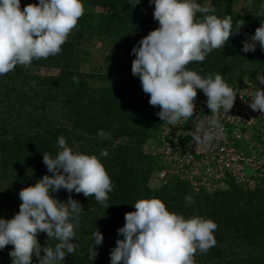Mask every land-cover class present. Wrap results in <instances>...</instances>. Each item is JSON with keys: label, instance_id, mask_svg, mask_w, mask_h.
Instances as JSON below:
<instances>
[{"label": "trees", "instance_id": "obj_1", "mask_svg": "<svg viewBox=\"0 0 264 264\" xmlns=\"http://www.w3.org/2000/svg\"><path fill=\"white\" fill-rule=\"evenodd\" d=\"M98 14L85 12L62 52L47 59L34 60L31 67L17 66L0 76V218L11 219L20 206L19 191L34 185L44 175H52L43 163V153L58 152L63 136L74 151L96 155L104 164L114 185L105 209L94 197H85L61 189L52 195L62 202L71 196L83 207L73 243L78 245L61 264H111L110 252L116 246L118 229L125 224V213L135 211L139 199L156 197L167 209L186 218L199 215L218 224L214 232L217 244L207 254L197 253L196 264H264V178L242 186L232 181L226 190L196 194L194 204H186L189 186L174 180L152 188L153 159L144 146L159 129L158 107L149 104L140 79L131 72L133 47L150 31L159 27L153 19L154 4L142 0H85ZM234 0H196L202 6L224 8ZM38 0H21V8ZM212 14V13H210ZM244 26L224 49H215L201 62L188 65L202 77L221 74L232 87L244 76L264 75V51L243 52V41L254 35L264 22L262 16L231 12ZM202 18L201 14H197ZM91 36L109 40L122 54L119 65L94 74L80 68V47ZM40 68L55 72L41 73ZM78 78L74 82L73 77ZM200 91L199 89L197 92ZM110 133L101 139L99 132ZM108 157H101V150ZM104 237L94 245L93 232ZM46 236V233H40ZM39 234V235H40ZM43 248L48 238H38ZM58 241L50 240V246ZM94 245L98 256L89 260ZM13 246L0 250V264H11ZM41 255H44L41 252ZM33 264H38L35 256Z\"/></svg>", "mask_w": 264, "mask_h": 264}, {"label": "clouds", "instance_id": "obj_2", "mask_svg": "<svg viewBox=\"0 0 264 264\" xmlns=\"http://www.w3.org/2000/svg\"><path fill=\"white\" fill-rule=\"evenodd\" d=\"M141 0H134L135 7ZM154 4L153 19L159 27L144 36L133 47L131 72L140 79L149 104L158 107V117L175 126L181 119L189 121L196 109L197 90L207 97L211 110L209 129L221 127V109L228 113L234 106L236 94L221 74L202 77L188 65L203 62L215 49H224L234 34L244 26V20L223 19L210 13L215 9L202 6L196 0H149ZM85 13L83 0H38L21 8V0H0V76L17 66L31 67L34 60L61 54L62 46ZM202 18H198L197 14ZM242 51L255 52L259 44L264 51V22L246 39ZM264 84V75L257 73ZM78 82L77 77H73ZM250 108L264 113V89L250 95ZM204 122L194 121L192 131L196 144L209 147L215 138L213 131L204 130ZM101 139L110 136L103 130ZM58 152L43 153V163L52 175H44L34 185L19 191V211L11 218H0V250L12 245L11 264H61L75 253V229L79 226L81 203L71 196L66 202L52 194L61 189L85 197H94L105 209L113 191L110 176L96 155L74 151L63 136L58 138ZM101 150V157H108ZM186 204H194L192 196ZM135 211L125 213V224L119 228L116 246L110 252L111 264H196L195 256L217 244L214 232L218 224L199 215L186 218L169 211L161 199L152 197L134 203ZM46 233L48 243L43 248L38 240ZM94 245L103 244V234L93 232ZM58 241L50 246L49 241ZM94 245L89 260L98 256ZM41 252L44 255H41Z\"/></svg>", "mask_w": 264, "mask_h": 264}, {"label": "rangeland", "instance_id": "obj_3", "mask_svg": "<svg viewBox=\"0 0 264 264\" xmlns=\"http://www.w3.org/2000/svg\"><path fill=\"white\" fill-rule=\"evenodd\" d=\"M83 3L85 12L98 14L102 11L99 7H89L85 0ZM231 12L264 17V0H234L224 8L215 9L212 14L222 19L225 14ZM72 34L73 31L68 39L71 38ZM80 58L81 70L86 73L99 74L119 65L122 61V54L109 40L99 36H91L81 45ZM37 71L41 73L55 72L51 68H40ZM231 88L237 95L234 106L229 114L222 109L220 111L222 114L219 113V118L224 117L220 123H225L223 136L227 140V144L220 145L219 149L229 150L227 153L229 155L221 161L209 162L204 160L198 167L189 170L188 177L181 179L175 173L174 164L164 151L167 146L176 150L179 141L193 130L196 114H198V118H201V121L208 123L211 110L206 104L207 97L200 90L197 92L193 118L189 121L181 119L175 126L161 120L159 129L147 140L144 146L154 163V172L150 180L152 188L171 184L178 179L189 186L187 196L194 197L201 192L212 193L218 190H226L232 181H236L242 186H250L264 178V113L253 111L249 106L251 103L250 95L256 88L264 89V84H260L254 77L244 76ZM239 110L243 112L240 121L238 120ZM227 154L225 153V155ZM38 238L45 239L46 236L40 234Z\"/></svg>", "mask_w": 264, "mask_h": 264}, {"label": "built area", "instance_id": "obj_4", "mask_svg": "<svg viewBox=\"0 0 264 264\" xmlns=\"http://www.w3.org/2000/svg\"><path fill=\"white\" fill-rule=\"evenodd\" d=\"M243 111V110H242ZM222 114V113H220ZM243 116V112L238 111V120L240 121ZM197 121H201V118H198V114H196ZM224 117L219 118V120L223 121ZM229 119V118H227ZM227 121V120H225ZM221 124V123H220ZM225 123L221 124V127L219 129H209L208 123L204 122V130L205 131H213L215 133V138L212 141L211 146L205 147L202 145H198L193 140L192 131L188 134V136H185V138H182L178 146L176 147V150L173 147L167 146V148L164 149L166 155L169 156L170 160L174 164L175 173L180 176L181 179H184L185 177H188L189 170H192L195 167H198L199 164L204 160L206 161H221L225 157H227L229 154V150H220V145H226L227 140L225 139V136H223L224 131V125ZM194 128V126H193ZM224 148V147H223ZM226 151V152H225ZM225 153L227 155H225Z\"/></svg>", "mask_w": 264, "mask_h": 264}]
</instances>
